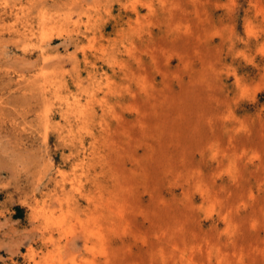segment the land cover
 <instances>
[{
	"label": "rangeland",
	"instance_id": "374dc122",
	"mask_svg": "<svg viewBox=\"0 0 264 264\" xmlns=\"http://www.w3.org/2000/svg\"><path fill=\"white\" fill-rule=\"evenodd\" d=\"M0 264H264V0H0Z\"/></svg>",
	"mask_w": 264,
	"mask_h": 264
},
{
	"label": "bare ground",
	"instance_id": "6f19581e",
	"mask_svg": "<svg viewBox=\"0 0 264 264\" xmlns=\"http://www.w3.org/2000/svg\"><path fill=\"white\" fill-rule=\"evenodd\" d=\"M25 13V12H24ZM41 25V24H40ZM43 25V24H42ZM44 48V47H43ZM59 52V51H58ZM54 54V53H53ZM62 81V80H61ZM85 109V108H84ZM84 121V120H83Z\"/></svg>",
	"mask_w": 264,
	"mask_h": 264
}]
</instances>
